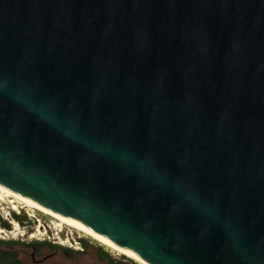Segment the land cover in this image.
Instances as JSON below:
<instances>
[{"label": "water", "instance_id": "water-1", "mask_svg": "<svg viewBox=\"0 0 264 264\" xmlns=\"http://www.w3.org/2000/svg\"><path fill=\"white\" fill-rule=\"evenodd\" d=\"M0 183L151 264H264V0H0Z\"/></svg>", "mask_w": 264, "mask_h": 264}, {"label": "rangeland", "instance_id": "rangeland-1", "mask_svg": "<svg viewBox=\"0 0 264 264\" xmlns=\"http://www.w3.org/2000/svg\"><path fill=\"white\" fill-rule=\"evenodd\" d=\"M11 200L0 192V217L8 225H0V264H139L75 228L59 231L58 218L21 204L13 209Z\"/></svg>", "mask_w": 264, "mask_h": 264}, {"label": "bare ground", "instance_id": "bare-ground-1", "mask_svg": "<svg viewBox=\"0 0 264 264\" xmlns=\"http://www.w3.org/2000/svg\"><path fill=\"white\" fill-rule=\"evenodd\" d=\"M0 192L2 193V198L3 201L6 200V198H12L11 202L12 203V208L13 209H18V204H21V208H30L34 210H38L44 214H47L49 216H52L53 220L57 219L58 220V225L57 228H59V231H63L65 227H72L83 233L85 236L92 238L96 240L97 242L101 243L103 246L108 248L111 251L117 252L120 255L127 256L128 258L134 260L135 262L139 264H151L147 260H145L143 257L140 255L134 253L133 251L117 244L115 241L105 237L103 234L97 232L96 230L92 229L91 227L85 225L84 223L73 219L71 217H68L66 215H63L53 209H50L48 207H45L39 203H37L34 200H31L29 198H26L11 189L7 188L3 184L0 183ZM6 197V198H5ZM24 206V207H23ZM20 208V209H21ZM19 211V210H17ZM16 226L18 227L19 225L16 223ZM64 232V231H63ZM4 231L0 230V234H3Z\"/></svg>", "mask_w": 264, "mask_h": 264}, {"label": "trees", "instance_id": "trees-1", "mask_svg": "<svg viewBox=\"0 0 264 264\" xmlns=\"http://www.w3.org/2000/svg\"><path fill=\"white\" fill-rule=\"evenodd\" d=\"M0 225H3L5 227H8V225L6 223H4L3 219L0 217Z\"/></svg>", "mask_w": 264, "mask_h": 264}, {"label": "flooded vegetation", "instance_id": "flooded-vegetation-1", "mask_svg": "<svg viewBox=\"0 0 264 264\" xmlns=\"http://www.w3.org/2000/svg\"><path fill=\"white\" fill-rule=\"evenodd\" d=\"M35 259H36V254H34V261H36Z\"/></svg>", "mask_w": 264, "mask_h": 264}]
</instances>
